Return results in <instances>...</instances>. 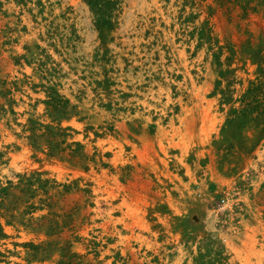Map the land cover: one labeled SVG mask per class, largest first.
<instances>
[{
  "label": "rangeland",
  "instance_id": "374dc122",
  "mask_svg": "<svg viewBox=\"0 0 264 264\" xmlns=\"http://www.w3.org/2000/svg\"><path fill=\"white\" fill-rule=\"evenodd\" d=\"M0 264H264V0H0Z\"/></svg>",
  "mask_w": 264,
  "mask_h": 264
},
{
  "label": "bare ground",
  "instance_id": "6f19581e",
  "mask_svg": "<svg viewBox=\"0 0 264 264\" xmlns=\"http://www.w3.org/2000/svg\"><path fill=\"white\" fill-rule=\"evenodd\" d=\"M131 4V3H130ZM132 5V4H131ZM17 49V48H16ZM193 120V119H192ZM40 155V154H39ZM123 205V204H122ZM135 206V205H134ZM127 207V206H126ZM136 208V207H135ZM127 209H129V208H127ZM137 209V208H136ZM96 211V210H95ZM135 211V210H134ZM242 243V242H241Z\"/></svg>",
  "mask_w": 264,
  "mask_h": 264
}]
</instances>
